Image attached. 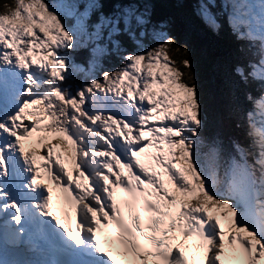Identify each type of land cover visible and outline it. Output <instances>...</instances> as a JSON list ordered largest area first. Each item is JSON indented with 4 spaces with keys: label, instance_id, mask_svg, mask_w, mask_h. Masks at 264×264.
<instances>
[{
    "label": "snow or ice",
    "instance_id": "6c2138e0",
    "mask_svg": "<svg viewBox=\"0 0 264 264\" xmlns=\"http://www.w3.org/2000/svg\"><path fill=\"white\" fill-rule=\"evenodd\" d=\"M215 7L197 12L236 41L235 137L208 132L191 50L150 0L0 4V264H261L264 0Z\"/></svg>",
    "mask_w": 264,
    "mask_h": 264
},
{
    "label": "trees",
    "instance_id": "16d2710c",
    "mask_svg": "<svg viewBox=\"0 0 264 264\" xmlns=\"http://www.w3.org/2000/svg\"><path fill=\"white\" fill-rule=\"evenodd\" d=\"M4 2L11 3L12 0H0V4ZM117 2L121 0H101L105 10ZM200 2L201 0H150L154 8V19L166 22L171 34L191 50L206 108L208 132L219 131L225 137H235L240 134V130L234 127L227 111L226 81L236 41L224 21H220L222 30L219 32L213 31L203 22L197 12ZM212 11L215 12L216 9L213 8Z\"/></svg>",
    "mask_w": 264,
    "mask_h": 264
},
{
    "label": "rangeland",
    "instance_id": "374dc122",
    "mask_svg": "<svg viewBox=\"0 0 264 264\" xmlns=\"http://www.w3.org/2000/svg\"><path fill=\"white\" fill-rule=\"evenodd\" d=\"M47 2L51 3V2H53V0H47ZM65 2L68 4H79L80 11H83V4H84L85 0H65ZM68 22L73 23L74 21L69 17ZM52 142L53 143H59L58 140H53ZM44 151H46V150H42L41 153L44 154ZM158 170H159V167H158ZM221 222H222V220H221Z\"/></svg>",
    "mask_w": 264,
    "mask_h": 264
},
{
    "label": "bare ground",
    "instance_id": "6f19581e",
    "mask_svg": "<svg viewBox=\"0 0 264 264\" xmlns=\"http://www.w3.org/2000/svg\"><path fill=\"white\" fill-rule=\"evenodd\" d=\"M202 21V20H201ZM40 155H43V153H40ZM141 159H142V161L144 162V163H146V164H148L149 166H151V160L150 159H148V158H146V157H141ZM52 187H53V189H54V191H53V200H55V199H57V195L59 194V189L58 188H56V186L53 184L52 185ZM222 223H224L225 224V226L227 225V221H225V220H223L222 219ZM262 263H264V260H262L261 261Z\"/></svg>",
    "mask_w": 264,
    "mask_h": 264
},
{
    "label": "water",
    "instance_id": "95a60500",
    "mask_svg": "<svg viewBox=\"0 0 264 264\" xmlns=\"http://www.w3.org/2000/svg\"><path fill=\"white\" fill-rule=\"evenodd\" d=\"M154 7H155V5H154ZM154 9V8H153Z\"/></svg>",
    "mask_w": 264,
    "mask_h": 264
}]
</instances>
